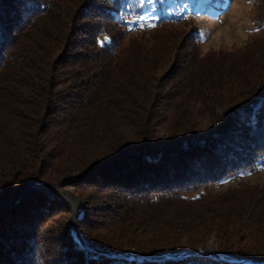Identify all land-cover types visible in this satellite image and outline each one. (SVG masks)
<instances>
[{"label": "trees", "instance_id": "1", "mask_svg": "<svg viewBox=\"0 0 264 264\" xmlns=\"http://www.w3.org/2000/svg\"><path fill=\"white\" fill-rule=\"evenodd\" d=\"M129 4L0 0V202L71 179L94 249L71 204L30 192L0 216V264H220L112 255L211 238L217 256L264 263V186L214 192L264 165V0L251 41L205 54L186 19L132 36Z\"/></svg>", "mask_w": 264, "mask_h": 264}, {"label": "rangeland", "instance_id": "2", "mask_svg": "<svg viewBox=\"0 0 264 264\" xmlns=\"http://www.w3.org/2000/svg\"><path fill=\"white\" fill-rule=\"evenodd\" d=\"M254 12L255 0H130V4L123 12V18L127 20L131 34L134 37L137 36V33H146L160 21L176 23L181 19H186L190 22V26L199 37L201 53L205 54L214 51L241 49L248 41H251L256 32V28L252 22ZM212 135L213 129L208 121L206 119L201 120L198 140H205ZM66 182L55 192L45 189L43 185L56 184H33H35L34 188L37 192L45 195L47 193L52 194L57 199L71 204L73 213L76 211L77 222L75 191L70 186H64ZM236 182L247 183L253 186H264V165L259 167L254 173L219 184L214 192L225 191L229 187H235L237 186ZM213 242L214 238H211L205 250L209 249L213 253L211 251Z\"/></svg>", "mask_w": 264, "mask_h": 264}, {"label": "water", "instance_id": "3", "mask_svg": "<svg viewBox=\"0 0 264 264\" xmlns=\"http://www.w3.org/2000/svg\"><path fill=\"white\" fill-rule=\"evenodd\" d=\"M66 181L68 180H63L59 182L56 185H43L45 189L55 192L58 190V188ZM35 184H30L25 187H23L18 193L11 195L8 199L0 202V216H3L5 211L13 207L17 201L22 198L24 195L30 192H37L36 189L34 188ZM50 200L57 199L54 197L52 194H46ZM72 226L77 232L79 240L82 242L84 246L89 248L90 250H94L92 246L86 241L84 236L82 235L81 231L79 230L76 222V211H74L73 216H72ZM112 255L119 256L122 259L128 260V261H136L137 263H140L142 261H147V262H164V261H174V260H181L186 257L190 256H196V257H208L214 261H217L221 264H264V263H253L250 261H245V260H233V259H228V258H223V257H218L215 254L211 253L209 249L207 250H200V249H195V250H178V251H170V252H164V253H159V254H149L147 256L143 255H137L133 251H125L120 254H115L112 253Z\"/></svg>", "mask_w": 264, "mask_h": 264}]
</instances>
